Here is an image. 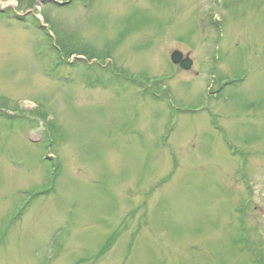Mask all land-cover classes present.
<instances>
[{
  "label": "rangeland",
  "instance_id": "rangeland-1",
  "mask_svg": "<svg viewBox=\"0 0 264 264\" xmlns=\"http://www.w3.org/2000/svg\"><path fill=\"white\" fill-rule=\"evenodd\" d=\"M0 264H264V0H0Z\"/></svg>",
  "mask_w": 264,
  "mask_h": 264
},
{
  "label": "water",
  "instance_id": "water-1",
  "mask_svg": "<svg viewBox=\"0 0 264 264\" xmlns=\"http://www.w3.org/2000/svg\"><path fill=\"white\" fill-rule=\"evenodd\" d=\"M171 61L174 64H179L185 70H188L192 66V60L188 57L183 58V55L179 51H173L171 54Z\"/></svg>",
  "mask_w": 264,
  "mask_h": 264
}]
</instances>
